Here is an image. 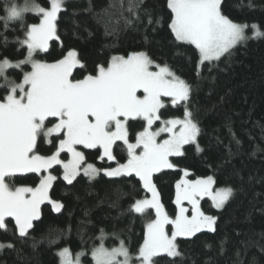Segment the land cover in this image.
I'll return each instance as SVG.
<instances>
[{
	"label": "trees",
	"instance_id": "1",
	"mask_svg": "<svg viewBox=\"0 0 264 264\" xmlns=\"http://www.w3.org/2000/svg\"><path fill=\"white\" fill-rule=\"evenodd\" d=\"M45 8L50 0H35ZM23 6L25 0H0V17L9 4ZM222 11L233 22L259 26L264 32V0H223ZM171 11L167 0H67L57 20L59 39L50 42L48 53L35 56L53 63L74 50L88 72L74 70L77 79L107 65L114 55L145 52L154 64L170 70L191 85L189 109L198 122L200 134L194 145L185 146V155L172 158L176 169H165L154 176L161 202L170 217L175 205V185L187 170L189 178L212 176L217 188L229 187L233 194L223 210L203 200L207 214L216 217L215 232H200L195 237L177 240L178 257H157L159 264H264V36L252 38L231 49L218 61L198 65L194 46L175 40L169 27ZM33 12L22 20L0 19V62L23 60L27 56L25 26L38 23ZM23 71L31 67L23 66ZM23 71L12 69L0 76V97L7 93L5 77L22 82ZM199 73V74H197ZM164 118H182L183 103L173 106L165 99ZM133 135L142 130L143 121H130ZM55 139V137L53 138ZM134 142V140H133ZM119 143V142H118ZM40 153L50 154L51 145L40 143ZM85 150L86 163L104 169L125 163L126 150L116 149L117 161L100 160L102 149ZM66 154L63 155L65 158ZM54 181L50 197L63 205L61 212L52 205L41 207V221L34 222L27 239H17L12 218L7 231L0 229V241L13 248L0 249V264H60L58 252L67 247L84 252L83 262L93 264L91 252L104 243L119 246L124 241L135 254L143 243L146 219L130 211L140 199L150 198L137 177L92 179L80 175L70 185L63 180L59 166L50 171ZM40 177L25 175L17 186H36ZM154 218V210H149ZM101 229L104 238L101 239ZM55 241V243H51Z\"/></svg>",
	"mask_w": 264,
	"mask_h": 264
},
{
	"label": "snow or ice",
	"instance_id": "2",
	"mask_svg": "<svg viewBox=\"0 0 264 264\" xmlns=\"http://www.w3.org/2000/svg\"><path fill=\"white\" fill-rule=\"evenodd\" d=\"M64 4L65 0H50V8H45L35 0H25L23 6L9 4L6 16L0 17L5 20L6 28L8 21L22 20L25 12L40 17L38 23L25 26L26 38L20 41L27 48V58L15 64L8 59L0 62V76L9 68L23 71L22 65H31L30 71H23L20 83L5 77L7 93L0 97V229L7 231L5 221L10 217L16 238L27 239L30 230L35 229L34 222L41 221L42 204L47 202L56 212L61 210L63 205L49 197V190L58 179L49 170L57 165L63 169V180L70 185L81 173L89 179L101 172L109 178L134 176L152 194L151 199L136 200L130 206V211L141 214L147 221L143 243L135 254L130 253L122 240L112 248L101 243L93 248L92 261L94 264H159L155 258L165 254L178 257L181 255L178 237L192 238L205 230L216 231V217L206 215L200 201L207 197L215 208L221 209L232 196L231 188L214 190L216 182L212 176L189 180L188 171L181 170L185 178L175 185L178 209L175 216L170 217L160 202L154 175L176 169L170 158L185 155V145H194L197 152L203 150L197 142L198 122L188 107L191 85L168 66L154 64L145 52H133L126 57L114 55L106 66L97 65L94 72L80 79L74 76V70L87 73L88 69L74 50L53 63L34 59L35 53H48L49 43L59 39L57 20ZM222 4L223 0H167L171 32L176 41L194 46L198 65L218 61L237 44L264 36L259 26L252 24L253 37H249L245 31L249 25L229 19L222 11ZM154 67L158 70H153ZM164 97L170 98L173 106L183 102L182 118L163 117ZM130 121H143L142 130L133 135ZM157 121L161 126L152 130ZM162 133L167 137L158 139ZM40 143L51 145L50 154L40 153ZM77 146L102 149L99 159L106 157L108 161H117L115 150L123 148L127 160L117 161L116 167L100 169L86 163L84 151ZM62 153L66 154L65 158H61ZM26 174L39 176V183L17 186L15 180ZM185 201L191 206L190 215L184 207ZM149 210H154V218ZM5 247L14 245L0 243V249ZM58 255L61 264H80L84 253H77L73 260L65 247Z\"/></svg>",
	"mask_w": 264,
	"mask_h": 264
},
{
	"label": "rangeland",
	"instance_id": "3",
	"mask_svg": "<svg viewBox=\"0 0 264 264\" xmlns=\"http://www.w3.org/2000/svg\"><path fill=\"white\" fill-rule=\"evenodd\" d=\"M65 1H67V0H65ZM50 8V7H49ZM60 14V13H59ZM59 14H58V17H59ZM246 34L249 36V37H253V30H252V28L249 26V28H247L246 30ZM252 38H250V39H248V40H251ZM247 40V41H248ZM246 42V41H245ZM243 43V42H242ZM242 43H239V44H237L236 46H238V45H240V44H242ZM235 46V47H236ZM49 48H50V43H49ZM37 53H43V52H37ZM37 53H35L34 54V56H33V58L34 59H37L36 58V54ZM26 58H27V56H26ZM25 58V59H26ZM24 60V59H23ZM2 62V61H1ZM11 62V61H10ZM18 61H12L11 63H13V64H15V63H17ZM207 62V61H206ZM205 62V63H206ZM26 65H28V66H30L31 67V65L30 64H26ZM23 66H25V65H22V68H23ZM9 70H12V68H9V69H7L6 71H5V74H6V72L7 71H9ZM153 70H158L157 68H153ZM4 74V75H5ZM138 95H142V92H138ZM168 97H164V98H162L163 100H164V102H165V99H167ZM170 99V98H169ZM181 103H183V102H181ZM158 126H161L160 125V123H159V121H157V123L156 124H154L153 125V129L152 130H156V128L158 127ZM167 137V134L166 133H162L161 134V137L160 138H158V139H163V138H166ZM54 138V137H53ZM47 146H48V144H46ZM186 146V145H185ZM77 148H78V150H82V151H84L85 152V150L82 148V146H77ZM86 150H89V149H86ZM91 150H93V149H91ZM103 151V150H102ZM65 153H62L61 154V158H64L63 157V155H64ZM106 158V157H105ZM172 158H176V157H171L170 159H172ZM173 161V160H172ZM111 162H115V161H111ZM94 165V164H93ZM58 166V165H57ZM57 166H55V167H57ZM95 166V165H94ZM60 167V166H59ZM83 167V166H82ZM96 167V166H95ZM116 167V166H115ZM51 169L49 170V173L50 174H52L51 172ZM49 173H44V175H47V174H49ZM26 175H28V174H26ZM53 175V174H52ZM81 175H83V173H81ZM99 175H103V172H101ZM99 175H97V176H99ZM155 176V175H154ZM79 177V176H78ZM112 178H116V177H112ZM182 178H185L184 176L182 177ZM153 179H154V177H153ZM186 179H189V180H195V179H191V178H189V175H188V177H186ZM197 179H200V178H197ZM54 183V182H53ZM214 190L215 189H220V188H217L216 187V185L214 184ZM226 188H229V187H226ZM51 189H52V187L50 188V190H49V197H50V191H51ZM151 194V193H150ZM232 194H233V191H232ZM151 196H152V194L150 195V198H147V199H151ZM231 198V197H230ZM230 198H229V200H230ZM50 199L51 200H53V198H51L50 197ZM205 199H208L207 197H205L204 199H202L201 201H200V205H201V210L206 214V215H209V214H207L206 212H205V210H204V203L202 202L203 200H205ZM210 202H212L210 199H208ZM228 200V201H229ZM54 202H56L55 200H53ZM228 201L224 204V206L221 208V209H217V208H215V210H218V211H220V210H223L224 208H225V206L227 205V203H228ZM160 202H161V197H160ZM162 203V202H161ZM45 204H49V203H47V202H45L44 204H42L41 205V207L43 206V205H45ZM51 205V204H50ZM164 206V205H163ZM214 206V205H213ZM184 207H186V208H188L189 209V212L187 213L188 215H190L191 214V206L185 201L184 202ZM62 211V208H61V210L59 211V212H61ZM41 212H42V210H41ZM10 218V217H9ZM6 219H8V218H6ZM6 223V222H5ZM216 226H217V224L215 225V228H216ZM169 229H171V225H169V226H167ZM203 232H206V230L205 231H203ZM180 237H178L177 238V240L179 239ZM0 243H3V242H1L0 241ZM103 245L105 246V247H107L104 243H103ZM107 248H110V247H107ZM61 251V250H60ZM69 251H70V253L72 254V259L73 260H75V255L77 254L76 252L74 253V252H72L70 249H69ZM80 253V252H79ZM84 253V252H83ZM84 257H86V253H84V255H82L81 257H80V264H87V263H84L83 262V259H84ZM93 264H94V261L92 262ZM60 264H61V258H60Z\"/></svg>",
	"mask_w": 264,
	"mask_h": 264
}]
</instances>
